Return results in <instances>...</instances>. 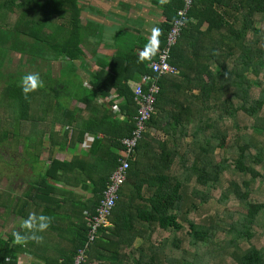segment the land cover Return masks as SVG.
I'll return each mask as SVG.
<instances>
[{
  "label": "trees",
  "instance_id": "1",
  "mask_svg": "<svg viewBox=\"0 0 264 264\" xmlns=\"http://www.w3.org/2000/svg\"><path fill=\"white\" fill-rule=\"evenodd\" d=\"M181 7L182 0L161 4L163 22L154 43L142 40L141 53L129 47L108 63L99 62L89 90L75 96L67 83L74 93L66 89L68 100L79 99L82 110H61L58 89L52 91L58 104L54 114L61 110L60 124L70 131L61 133V126L52 124L55 131L46 142L36 140L33 161L42 170L18 200L17 212L23 222L30 214L49 216L46 230L66 242V248L54 249L52 261L48 250L30 251L43 260L40 264H73L85 246L119 164L121 140L135 128L140 104L128 82L156 77L151 63L165 47ZM80 11L78 0H0V28L6 36L10 26L31 36L34 49L51 42L53 54L66 59L71 73L84 55ZM168 63L178 73L158 78L148 123L162 138L147 132L139 141L110 226L87 246L82 264H264V0H194ZM111 91L121 100L123 119L112 112ZM34 94L25 96L21 84L7 87L6 109L18 105L19 119H27ZM87 133L95 139L80 155L64 161L50 157L55 147L73 152ZM45 143L51 154L41 164ZM9 203L5 207L16 213V202ZM23 222L21 234L34 232L41 239L46 232L25 229ZM22 244L0 239V260L14 264L6 261L26 251Z\"/></svg>",
  "mask_w": 264,
  "mask_h": 264
},
{
  "label": "crops",
  "instance_id": "2",
  "mask_svg": "<svg viewBox=\"0 0 264 264\" xmlns=\"http://www.w3.org/2000/svg\"><path fill=\"white\" fill-rule=\"evenodd\" d=\"M167 1L169 0H78L82 27L79 36L83 40V45L80 47L84 55L81 63H75L76 69L71 73L68 71L66 59L53 54L51 42L39 49H34L32 44L35 41L31 36L16 33L13 26H10L11 35L6 36V33H3L5 31L0 28V100L3 101L0 103V239L17 244L14 234L21 232L19 226L23 222L22 217L17 213L21 209L18 200L24 198L29 185L37 180V172L42 170V165L36 169V163L33 161L37 154L36 140L46 142L51 133L52 124L54 128L60 125L61 133L70 131L68 125L60 124L62 121L60 112L73 107L80 110L84 108L79 99L68 100V98L73 90L77 96L80 91L90 89V78L98 70L99 62L108 63L119 51L129 47L137 48L141 53L139 46L142 40L154 43L157 32H153V29H158L162 24L161 4ZM12 19L11 21L14 22ZM45 33L49 34V31L45 30ZM153 50L156 51V47ZM26 73H39L43 83L35 90L37 97L29 100L33 111H28V118L23 120L19 119L18 105L14 107L11 104V109H6L7 100L3 96V91L9 86H20L21 78ZM69 81L73 90L69 89L70 94L67 95L66 85ZM138 81H129V88L132 90ZM57 89L58 104L62 106V109L57 111L58 115L54 114L58 104L51 99L52 91ZM16 91L11 90V92ZM41 94H47V96L41 98ZM108 101L114 103L112 112L123 119L118 108L121 100L116 98L113 91ZM98 102L102 104L101 100ZM148 132H151L153 137L162 138L159 132L151 129ZM102 137L101 134L97 135L99 139ZM23 138L26 141H20ZM94 139L93 134L87 133L84 142L78 144L73 152H63L55 147L51 150L52 154L49 152L48 144L45 143L40 148L39 153L42 155V163H40L44 164V160L49 159V153L55 160H69L72 156L84 152L87 149L85 145L90 146ZM58 154L62 155L61 158L55 157ZM9 202H16L14 206L16 213L5 207L6 203L10 204ZM45 231L40 240L28 239L24 242V244L28 243L26 245L19 243L26 251L15 254L16 259L6 262L43 263L41 258L33 256L30 252L37 251L36 248L38 251L48 250L45 255L52 261L57 252L54 253V249L66 248L67 245L64 239L57 237L52 239L50 231ZM34 242L35 245H33ZM0 264H4L2 260Z\"/></svg>",
  "mask_w": 264,
  "mask_h": 264
},
{
  "label": "built area",
  "instance_id": "3",
  "mask_svg": "<svg viewBox=\"0 0 264 264\" xmlns=\"http://www.w3.org/2000/svg\"><path fill=\"white\" fill-rule=\"evenodd\" d=\"M193 3L194 0H182V7L177 10L176 18L168 32L166 45L159 51L157 60L151 63V71L156 77L141 76L132 88L134 99L140 104L138 114L135 117V128L130 137L121 140L123 148L119 153V164L110 176L103 198L96 209L95 215L92 217L87 232V242L78 251L73 264H82L84 262L87 246L97 239L100 229L110 226L109 218L118 200L119 190L127 178L128 159L132 158L139 141L149 130L148 123L154 113L156 96L159 93L158 78L163 75H176L178 73L177 69L168 63L170 50L177 43L181 32L186 27L188 14ZM88 147L89 145H85V148Z\"/></svg>",
  "mask_w": 264,
  "mask_h": 264
},
{
  "label": "clouds",
  "instance_id": "4",
  "mask_svg": "<svg viewBox=\"0 0 264 264\" xmlns=\"http://www.w3.org/2000/svg\"><path fill=\"white\" fill-rule=\"evenodd\" d=\"M158 29H153V32H157ZM42 80L40 78L39 73H26L21 78V90L25 96H27L29 93L37 90L38 87L42 86ZM51 223V218L46 215H40L36 216L35 214H30L28 219H26L23 222V227L25 229H30L34 231H44L46 230ZM14 238L17 243H22L27 241L28 239H35L39 240L40 237L36 235H27V234H21V232H16L14 234Z\"/></svg>",
  "mask_w": 264,
  "mask_h": 264
},
{
  "label": "rangeland",
  "instance_id": "5",
  "mask_svg": "<svg viewBox=\"0 0 264 264\" xmlns=\"http://www.w3.org/2000/svg\"><path fill=\"white\" fill-rule=\"evenodd\" d=\"M69 84V83H68ZM68 91H69V88H71V85H68ZM87 92V91H86ZM68 98V97H67ZM20 141H26L24 138L23 139H21ZM61 156L62 155H60V154H58V155H56L55 157L56 158H61ZM140 244V240H137L136 242H135V246H137V245H139Z\"/></svg>",
  "mask_w": 264,
  "mask_h": 264
}]
</instances>
